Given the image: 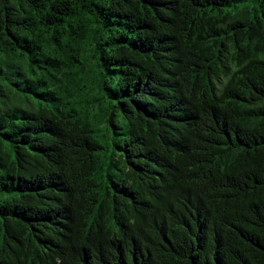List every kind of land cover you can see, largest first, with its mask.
<instances>
[{
	"label": "trees",
	"instance_id": "1",
	"mask_svg": "<svg viewBox=\"0 0 264 264\" xmlns=\"http://www.w3.org/2000/svg\"><path fill=\"white\" fill-rule=\"evenodd\" d=\"M0 264H264V0H0Z\"/></svg>",
	"mask_w": 264,
	"mask_h": 264
}]
</instances>
